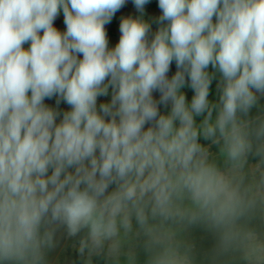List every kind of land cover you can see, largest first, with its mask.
Here are the masks:
<instances>
[{
	"label": "clouds",
	"instance_id": "obj_1",
	"mask_svg": "<svg viewBox=\"0 0 264 264\" xmlns=\"http://www.w3.org/2000/svg\"><path fill=\"white\" fill-rule=\"evenodd\" d=\"M125 3L0 0V264H48L59 226L84 233L87 264H139L140 249L144 264H264V116L248 118L264 95V0H159L150 42V25L128 17L109 49L105 25ZM54 95L71 106L60 123L44 103ZM195 227L214 237L203 259Z\"/></svg>",
	"mask_w": 264,
	"mask_h": 264
},
{
	"label": "rangeland",
	"instance_id": "obj_2",
	"mask_svg": "<svg viewBox=\"0 0 264 264\" xmlns=\"http://www.w3.org/2000/svg\"><path fill=\"white\" fill-rule=\"evenodd\" d=\"M162 15V11L159 8V0H149L147 4H145L143 12L137 10L133 0H126L124 6L118 10L110 23L105 25V31L107 33L108 38V47L109 49H113L119 42L121 33H120V23L124 18H139L142 19L144 22L150 25V31L148 33V40L149 42L151 39L154 38L155 33L159 30V28L163 25L159 23V17ZM215 22V17H213ZM165 24L167 22H164ZM53 26L56 27L59 31L64 32L66 31V25L64 24V17L62 10L55 18L53 22ZM43 33L41 32L40 35ZM25 49L30 47V42L23 45ZM78 58L82 59V54H78ZM177 66L175 61L172 62L170 65V70L167 73L169 79L175 75L177 72ZM209 75L212 77V81L209 88V101L210 103L218 104L219 98L221 95V81H222V74L211 65H209L207 69ZM108 81L106 80L105 83ZM180 91L186 96V100L188 103L191 102L192 97L194 96V90L190 87V80L185 75V85L180 89ZM113 89L110 86L108 88V95L107 96H98L97 98V110L99 111V106L103 103H110L112 99ZM258 97L257 104L250 110L248 114V118L255 119L258 116H264V95L260 93H256ZM161 93L159 91L153 92V99L156 101L160 100ZM57 100L60 102L57 103ZM45 105L51 107L56 112L59 113L57 116V123L63 118V114L67 111L71 110V106L68 105L63 99H61L58 95H54L52 98H45L44 100ZM159 113L161 115H168L171 112V102L168 103L167 106L163 104L158 105ZM206 113L196 116L195 120L197 125H199ZM216 116V111L213 112V119ZM152 126L151 124L145 125V130ZM178 126V122H177ZM198 142L205 147L209 148L211 156L215 158L218 165L223 166V158L219 154V146L212 144L210 140H205L203 136L198 138ZM257 162L256 157H249V163L255 164ZM51 169H49V175L51 174ZM69 171L74 172V168H70ZM115 188V184L110 185L108 191L111 192ZM135 227V222H134ZM193 230H191L190 236L193 234ZM84 233L78 234L76 237H69L67 235V231L63 226H59L56 229L55 233V246L48 250L46 253V259L48 264H87V256H81L79 254V240L82 238ZM138 261L139 264H144V252L142 249L138 250ZM92 264H109V261L106 259L105 256H93L92 257Z\"/></svg>",
	"mask_w": 264,
	"mask_h": 264
},
{
	"label": "trees",
	"instance_id": "obj_3",
	"mask_svg": "<svg viewBox=\"0 0 264 264\" xmlns=\"http://www.w3.org/2000/svg\"><path fill=\"white\" fill-rule=\"evenodd\" d=\"M193 229L194 230L191 239L195 243L198 259H203L204 254L209 252L213 247L214 237L210 232L202 227H195ZM144 259H146L145 253Z\"/></svg>",
	"mask_w": 264,
	"mask_h": 264
}]
</instances>
